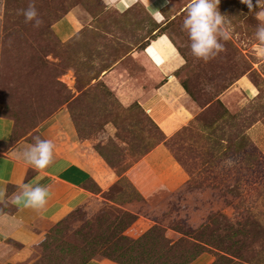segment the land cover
<instances>
[{"label":"rangeland","instance_id":"374dc122","mask_svg":"<svg viewBox=\"0 0 264 264\" xmlns=\"http://www.w3.org/2000/svg\"><path fill=\"white\" fill-rule=\"evenodd\" d=\"M30 0H0V57L27 75L34 100L29 129L158 30L183 58L175 71L192 105L190 120L163 133L136 104L119 117L140 141L132 157L96 131L93 148L115 173L100 208L80 205L43 229L27 257L52 251L59 264H264V42L256 13L220 0L224 50L195 57L182 29L188 4L124 10L106 0H35L41 24L26 22ZM73 34L63 40L71 31Z\"/></svg>","mask_w":264,"mask_h":264},{"label":"crops","instance_id":"0c3cea01","mask_svg":"<svg viewBox=\"0 0 264 264\" xmlns=\"http://www.w3.org/2000/svg\"><path fill=\"white\" fill-rule=\"evenodd\" d=\"M119 10L140 1L152 9L157 21L161 9H175L190 0H106ZM118 9V8H117ZM67 18V17H65ZM71 31L63 40L73 34ZM183 58L162 31L143 46H134L112 66L75 92L56 110L29 129H20L18 110L0 102V187L6 188L0 201V264H59L62 257L52 251L27 257L29 248L43 229L77 206L100 208L104 191L115 173L93 148L91 140L100 130L123 151L134 157L140 141L125 131L118 119L137 103L163 132L171 133L192 116L190 98L178 82L175 71ZM0 96L20 103L24 115L34 110L31 85L21 67L0 57ZM53 141L54 161L47 169H36L18 158L17 151L33 143V137ZM24 183L47 186L49 197L43 208H26L11 202ZM82 264H108L89 259Z\"/></svg>","mask_w":264,"mask_h":264},{"label":"clouds","instance_id":"9594fccd","mask_svg":"<svg viewBox=\"0 0 264 264\" xmlns=\"http://www.w3.org/2000/svg\"><path fill=\"white\" fill-rule=\"evenodd\" d=\"M169 0H165L168 3ZM220 0H190L186 15L182 22V29L187 32L192 54L204 61L218 55L224 50L221 40L229 38L225 29V14L219 11ZM249 10L253 9V0H242ZM256 7L261 6L256 13L258 19H264V0H255ZM26 22H34L39 26L41 20L35 7V0H30L29 6L22 10ZM256 38L264 42V23L258 24L255 31ZM33 143L17 151L18 158L23 159L28 165L36 169H47L54 161V143L50 139L33 137ZM6 188L0 187V201L5 197ZM47 186L36 183H24L19 190L12 194L11 202L24 207L40 209L47 203L49 197Z\"/></svg>","mask_w":264,"mask_h":264},{"label":"trees","instance_id":"16d2710c","mask_svg":"<svg viewBox=\"0 0 264 264\" xmlns=\"http://www.w3.org/2000/svg\"><path fill=\"white\" fill-rule=\"evenodd\" d=\"M162 31L161 30H157L155 33H154V35L152 36V37H148L146 40H145V42L142 44V45H140V46H143V45H145L148 41H149V39H151V38H154L156 35H158L159 33H161ZM134 104H136V105H138L137 103H134Z\"/></svg>","mask_w":264,"mask_h":264}]
</instances>
